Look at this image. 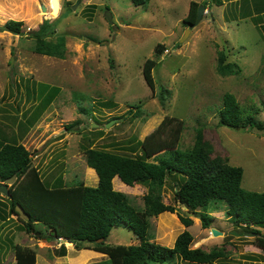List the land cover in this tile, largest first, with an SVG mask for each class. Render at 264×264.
<instances>
[{
    "label": "rangeland",
    "instance_id": "rangeland-1",
    "mask_svg": "<svg viewBox=\"0 0 264 264\" xmlns=\"http://www.w3.org/2000/svg\"><path fill=\"white\" fill-rule=\"evenodd\" d=\"M57 1L59 11L53 14L51 0H0V27L10 20L25 24L22 36L0 30V128L6 134L20 133L19 125L26 117L33 118L45 98L38 95L40 84L61 89L39 121L19 140L31 152L33 166L44 183L54 187L62 180L65 186L83 183L96 187L99 178L86 163L89 148L141 155L139 142L169 116L185 123L179 149H191L201 130L212 159L219 157L243 168L245 190L264 191V131L219 125V111L227 93L233 94L243 108L258 109L257 120L264 123V34L259 29L264 16L256 23L253 18H242L241 1L231 4L234 0H213L201 23L190 29L184 24L190 3L208 0H148L142 6H135L131 0ZM42 4L48 7V14L42 11ZM45 20H50L57 35H66L65 59L34 52L35 41L29 31H37ZM158 45L165 47L159 56ZM220 53L241 73L221 75ZM148 59L158 63L153 71L154 90L143 75ZM138 105L139 117L135 116ZM76 121L80 125L67 130L66 126ZM113 185L133 206L144 209L146 185L131 187L118 178ZM176 190L175 180L169 177L163 200L178 211L149 219L152 242L173 248L178 236L187 230L194 237L192 249L224 254L214 264H264V250L255 244L257 236L250 228L229 220L223 201L210 202L207 213L215 219L209 229L202 228L196 215L193 226L182 225L178 213L185 211L176 201ZM5 198L0 194V203ZM9 217L6 222L0 220V264H16V244L34 249L37 264H69V259H78L83 251H93L78 250L63 240L37 239L19 229L17 216ZM212 229L222 235L214 236ZM107 242L129 246L139 241L128 229L115 228ZM63 244L67 254L59 257L56 252ZM100 260L99 255L92 256L83 264H98ZM149 264L191 263L175 258Z\"/></svg>",
    "mask_w": 264,
    "mask_h": 264
},
{
    "label": "trees",
    "instance_id": "trees-1",
    "mask_svg": "<svg viewBox=\"0 0 264 264\" xmlns=\"http://www.w3.org/2000/svg\"><path fill=\"white\" fill-rule=\"evenodd\" d=\"M131 1L135 6H142L148 0ZM238 1L243 3L240 7L245 13L242 18H253L256 23L263 21L264 0H234L231 4ZM211 2L213 0L203 4L192 1L184 24L189 27L193 25L200 6L209 10ZM217 3L223 5L220 1ZM24 26V22L10 20L0 30L22 36ZM259 29L264 34V23L260 24ZM29 32L35 41L36 54L66 58L67 37L64 34L57 35L50 20L39 25L37 31ZM164 48L163 45H158L156 55L163 54ZM226 61V55L220 53L218 71L221 75L241 73L242 70L237 65L227 64ZM157 64L156 60L148 59L143 67L144 78L152 90L155 89L153 71ZM27 89L30 94L32 91L28 86ZM38 91V95L41 98L45 95V98L41 100L33 118L26 117L19 125L20 133L6 134L0 128V184L17 175L16 182L9 187L10 197L0 203L1 221L6 222L10 215L17 216L19 229L37 239H62L63 242L74 244L78 250L92 249L108 257L98 264L165 263L175 258L191 264H214L224 254L218 250L206 252L192 249L194 237L187 230L178 236L173 248L152 242L149 219L163 213L173 215L178 211L175 206L167 205L163 200V189L167 179L172 177L176 182V201L187 206L200 219L203 229H209L215 219L207 213L210 202L223 201L228 207L226 215L229 220L236 226L250 228V232L257 236L255 244L264 250V191L245 190L242 187L243 168L232 166L219 157L212 159L211 149L204 142L201 130L197 131L196 141L191 149H179L185 123L174 117L166 116L144 141L139 142L141 155L130 156L107 148H89L86 151V163L90 170L97 173L99 182L96 187L83 183L65 186L61 185L62 180L54 187L48 186L33 166L31 152L19 141L39 121L38 118L46 112L61 89L40 84ZM161 99L165 100L163 93ZM138 106L140 108H136L135 116L139 117L142 113L141 105ZM82 112H87V109L82 108ZM130 113L133 114L132 111ZM257 113L258 109L243 108L233 94L227 93L219 111V125L238 130L264 131V123L257 120ZM77 125H80L78 121L66 128L72 130ZM152 158L154 159L150 161ZM115 178L127 186L142 184L148 187V192L143 197V210L133 206L126 194L114 189ZM17 206L30 217L29 221L21 218L17 213ZM178 217L186 228L194 225L193 219L186 212L178 213ZM115 228L128 229L139 243L129 246L110 245L107 241ZM13 248L16 264H37V252L34 249L17 244ZM56 254L59 257L66 256L64 244Z\"/></svg>",
    "mask_w": 264,
    "mask_h": 264
},
{
    "label": "water",
    "instance_id": "water-1",
    "mask_svg": "<svg viewBox=\"0 0 264 264\" xmlns=\"http://www.w3.org/2000/svg\"><path fill=\"white\" fill-rule=\"evenodd\" d=\"M51 12L50 13H56L58 10V7H59V2L57 0H51ZM42 7V11L46 14L49 13L48 11V7L44 4L41 5ZM204 10H205V7L204 6H200L199 8V11H198V16H197V20L196 22L190 26V29H193L194 27H196L197 25H199L201 23V20H202V17H203V13H204ZM109 21L112 22V18L110 15L107 16ZM189 32V30L187 31ZM88 40V39H87ZM91 43L93 44H99L95 41H90ZM117 119H115L113 122H116ZM111 124H107V127H109ZM17 180V175H14L12 178L6 180L5 182L1 183L0 184V194L4 195L5 197H10V190H9V187H11ZM181 207L184 209V211L186 212L187 216L192 218L194 217V213H192L187 206L181 204ZM17 213L21 216L22 219L26 220V221H29L30 220V217L25 213V211L17 206ZM212 234L214 236H220L222 235L221 232L217 231L216 229H212ZM256 236V234H254ZM99 242H103V240H99Z\"/></svg>",
    "mask_w": 264,
    "mask_h": 264
},
{
    "label": "crops",
    "instance_id": "crops-1",
    "mask_svg": "<svg viewBox=\"0 0 264 264\" xmlns=\"http://www.w3.org/2000/svg\"><path fill=\"white\" fill-rule=\"evenodd\" d=\"M95 171V170H94ZM97 175V173L95 172V176ZM115 180V179H114ZM124 184V183H123ZM139 243V242H138ZM97 255H99V257L101 258V260H100V262H102V261H105V260H107V256L106 255H104V254H102V253H98V252H95V251H90V250H88V251H83V254L82 255H80V257L78 258V259H76V260H71V259H69V264H83L85 261V259L86 260H89V258L90 257H92V256H97Z\"/></svg>",
    "mask_w": 264,
    "mask_h": 264
},
{
    "label": "clouds",
    "instance_id": "clouds-1",
    "mask_svg": "<svg viewBox=\"0 0 264 264\" xmlns=\"http://www.w3.org/2000/svg\"><path fill=\"white\" fill-rule=\"evenodd\" d=\"M50 12H51V10H50ZM204 12H205V10H204ZM44 22V21H43ZM87 40V39H86ZM89 40V39H88ZM89 41H91V40H89ZM115 120V119H114ZM60 240H62V239H60Z\"/></svg>",
    "mask_w": 264,
    "mask_h": 264
},
{
    "label": "built area",
    "instance_id": "built-area-1",
    "mask_svg": "<svg viewBox=\"0 0 264 264\" xmlns=\"http://www.w3.org/2000/svg\"><path fill=\"white\" fill-rule=\"evenodd\" d=\"M205 11H208V10H205Z\"/></svg>",
    "mask_w": 264,
    "mask_h": 264
}]
</instances>
